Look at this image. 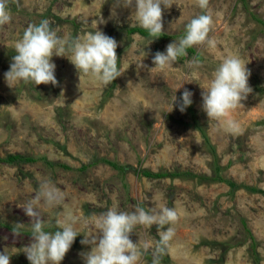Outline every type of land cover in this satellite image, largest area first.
Listing matches in <instances>:
<instances>
[{
	"label": "rangeland",
	"instance_id": "obj_1",
	"mask_svg": "<svg viewBox=\"0 0 264 264\" xmlns=\"http://www.w3.org/2000/svg\"><path fill=\"white\" fill-rule=\"evenodd\" d=\"M175 3L161 7L163 32L176 36L157 41L128 35L127 28L139 25L130 20L132 9L118 0H9L11 22L0 26V156H43L52 164L41 159L0 162V253L11 255L10 264H30L19 249L29 242L34 219L44 221L45 231H53L50 221L62 208L83 219L113 205L122 211L137 205L176 209L177 220L170 225L175 235L161 264H264V26L248 14L252 11L264 20V0H246L247 8L240 0H209V35L216 38V48L194 46L195 52L178 58L173 67L150 71L154 54L178 41L185 25L202 12L195 0ZM101 18L99 30L118 44L122 74L114 83L105 86L79 75L67 57L53 55L57 85L21 81L9 87L5 73L15 55L13 44L29 24L47 19L58 35L74 38L88 28L84 20L90 25ZM229 54L246 64L252 89L231 114L239 124L235 133L209 120L202 108L201 87ZM194 57L200 59L199 67L189 66ZM141 60L146 67L137 66ZM185 89L192 93L194 116L188 107L179 110ZM174 95L177 103L171 110ZM196 123L214 145L223 167L219 174L226 181L199 178L214 173L212 155ZM101 158L132 167L121 174ZM133 168L183 175L150 178ZM44 180L64 192L65 199L62 205L38 208L39 217L29 218L23 208ZM227 181L238 186L232 188ZM17 223L26 225L19 236L12 231ZM75 227L95 231L90 224ZM249 233L256 242L257 263ZM83 239V233L75 238L60 264H84L81 254L91 246L81 244ZM130 239L154 241L157 228L137 226ZM151 261L150 250L142 264Z\"/></svg>",
	"mask_w": 264,
	"mask_h": 264
},
{
	"label": "clouds",
	"instance_id": "obj_2",
	"mask_svg": "<svg viewBox=\"0 0 264 264\" xmlns=\"http://www.w3.org/2000/svg\"><path fill=\"white\" fill-rule=\"evenodd\" d=\"M124 8H131L130 20L148 31L153 37L163 32L162 7L171 8L175 0H118ZM176 4V3H175ZM202 10L185 25V34L178 40L169 43L165 52H156L153 56V69L164 71L173 67L178 58L187 55V49L203 45L209 50L217 46L215 37L209 35L213 20L208 14L209 0H195ZM11 22L9 0H0V26ZM88 28L74 38L58 35L50 22L45 19L38 24H29L23 34L13 44L15 55L5 79L9 87L17 82H32L35 85H57L56 65L53 55L67 57L78 70L92 80L105 86L111 84L122 74L118 67L116 49L118 44L98 28L103 19L83 21ZM147 53L144 52V56ZM189 66L199 67L198 57L192 58ZM138 67H146L142 60ZM250 72L244 61L235 54L224 56L218 66L211 72V77L202 92V108L209 120L218 121L225 131H239V124L232 118V112L242 105L252 92L248 84ZM131 83V82H130ZM180 88V87H179ZM177 88V89H179ZM176 89V90H177ZM192 93L185 89L182 93L179 110L183 112L191 105ZM177 97H172V105ZM65 193L50 180L41 181L36 196L26 202L23 211L29 218L39 217L38 208H53L62 205ZM43 201V203H41ZM177 220L176 209L167 206L146 208L137 205L132 211H122L113 205L98 215L93 213L86 218L75 214L71 208H62L50 223L55 224V231H45L43 220L34 219L30 226V240L19 251H23L30 264H60L72 246L75 238L83 233L81 244L90 245L91 250L82 253L84 264H142V258L151 250V264H161V257L167 253L175 230L170 225ZM78 223L90 224L94 232L77 231ZM157 228L158 239L134 243L130 234L137 226L150 229ZM167 226V227H166ZM25 224L13 225L12 231L19 236ZM15 253V250H14ZM11 255L4 250L0 253V264H10Z\"/></svg>",
	"mask_w": 264,
	"mask_h": 264
},
{
	"label": "trees",
	"instance_id": "obj_3",
	"mask_svg": "<svg viewBox=\"0 0 264 264\" xmlns=\"http://www.w3.org/2000/svg\"><path fill=\"white\" fill-rule=\"evenodd\" d=\"M240 1L243 2L244 7L247 8L246 0H240ZM247 10H249V9H247ZM248 14H249V17L252 20H254L256 23L264 26V20L261 17H259L256 13H254L252 11H249ZM126 32L128 33V35L129 34H132V33H138V34L144 36L145 38L155 39L157 41L164 40V39H167V38H174L176 36L175 34H171L170 35V34H167L165 32H162L159 37H153V36H151L148 33V31H146L145 29H143L140 26H132V27H129V28L126 29ZM184 34H185V31L183 32L182 35H184ZM187 52L194 53L195 52V49L193 47L188 48L187 49ZM118 61H119V59H118ZM188 108H189L192 116H194V111H193L192 105L188 106ZM195 127L199 130V132H200V134H201V136L203 138V141H204L206 147L208 148V151L212 155V159H213L211 165H212V170H213L214 176L213 175L212 176L199 175V178L202 179V180L226 181V179H224L223 177H221L220 174H219V172L221 171V169L223 167L218 162L217 152L215 150L214 145L210 142L209 137H208L205 129L201 125H198V123L195 124ZM39 159L43 160V162L45 164H47V165H52L43 156H41V157H33V156H28V155H22L20 153H9V154H7L5 156H0V162H6V163H9V164H16V163H19V162H22V163L31 162V163H33V162L38 161ZM100 160L103 161V162H105V163H107V164H109L110 166H112L114 169H116L121 174H123V172L126 169L132 167V166L127 165V164L124 165V164H120V163H118L116 161H111L110 159H107V158H101ZM62 166L68 167L65 164H62ZM133 171L135 173L139 174V175H143L145 177H150V178H159V177H166V176H170V177H181L183 175L182 172H168V171L152 172V171H150L148 169H135V168H133ZM184 175H192V174H190L188 172H185ZM227 183L232 188H236L238 186V185H236L232 181H227ZM246 188H250L251 189V187H248V186H246ZM242 223L244 225V221L243 220H242ZM51 230L55 231L57 229L53 228ZM249 235H250V233H249ZM251 240L252 241L250 243V252H251L252 256L254 257L255 263H257L258 262V257H257V254L255 253V245H256V242L254 241V239H253L252 236H251ZM167 259H168L167 253L161 257V260H163V261H166Z\"/></svg>",
	"mask_w": 264,
	"mask_h": 264
}]
</instances>
